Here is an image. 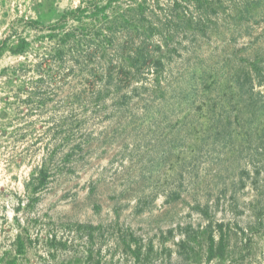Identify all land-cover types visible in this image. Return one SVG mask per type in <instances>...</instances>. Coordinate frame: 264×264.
Segmentation results:
<instances>
[{
  "label": "rangeland",
  "instance_id": "374dc122",
  "mask_svg": "<svg viewBox=\"0 0 264 264\" xmlns=\"http://www.w3.org/2000/svg\"><path fill=\"white\" fill-rule=\"evenodd\" d=\"M4 40L0 264H264V0H0Z\"/></svg>",
  "mask_w": 264,
  "mask_h": 264
},
{
  "label": "trees",
  "instance_id": "16d2710c",
  "mask_svg": "<svg viewBox=\"0 0 264 264\" xmlns=\"http://www.w3.org/2000/svg\"><path fill=\"white\" fill-rule=\"evenodd\" d=\"M124 25H127L128 22H126V20H124L122 22ZM133 23V22H132ZM121 25V23H120ZM115 28V26H114ZM111 29V28H109ZM113 41V38H108V42H112ZM22 42V41H20ZM6 43V40L0 42V54L2 53L3 51V47H4V44ZM144 57L145 54L143 52H140L138 53V61L139 60H144ZM99 228L97 227H92V226H89V225H79L77 226L76 228V231H75V235L71 238L69 237H65V238H61L59 240L56 239L55 236H51L50 239H48V243H47V247L50 248L51 250H58V249H61V250H65L66 248H68L69 246H72L75 241H81V242H84L86 244H88V255L87 257L90 258L92 256V252H91V244L94 242V239L99 237L100 234H99ZM23 234L26 235V239L29 238V233H27L26 230H22ZM95 232H97L95 234ZM125 236H123L122 238V241H124L125 243ZM188 243H190V240H187ZM24 249V244L23 242L21 241V234H19L17 236V248H16V254H21L22 251ZM136 253L139 252V247H137ZM223 255V247L220 246L219 248H217L216 250L213 249L212 246H210L209 248V252H208V256H207V262L210 261L214 256H222ZM138 257H139V254H136L135 256V260H138ZM14 260L11 261V263H13ZM9 263V264H11ZM67 263H70L69 261Z\"/></svg>",
  "mask_w": 264,
  "mask_h": 264
}]
</instances>
